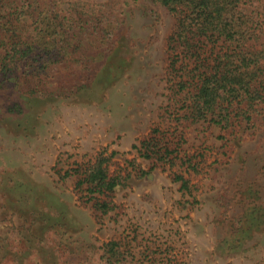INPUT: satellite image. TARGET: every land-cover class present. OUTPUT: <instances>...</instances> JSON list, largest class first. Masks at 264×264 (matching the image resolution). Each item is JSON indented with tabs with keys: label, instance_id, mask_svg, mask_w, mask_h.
I'll use <instances>...</instances> for the list:
<instances>
[{
	"label": "rangeland",
	"instance_id": "obj_1",
	"mask_svg": "<svg viewBox=\"0 0 264 264\" xmlns=\"http://www.w3.org/2000/svg\"><path fill=\"white\" fill-rule=\"evenodd\" d=\"M38 3L72 18L75 33L41 74L23 61L0 76V264H108L110 240L123 252L119 264H264V119L230 140L207 121L175 120L165 52L174 18L157 0ZM255 9L264 19V7ZM28 16L17 23L22 35L32 31ZM3 35L1 26L0 57ZM157 129L182 135L181 154L199 172L138 154L133 145ZM104 150L116 152L109 171L121 185L118 207L96 216L78 177L63 174Z\"/></svg>",
	"mask_w": 264,
	"mask_h": 264
},
{
	"label": "trees",
	"instance_id": "obj_2",
	"mask_svg": "<svg viewBox=\"0 0 264 264\" xmlns=\"http://www.w3.org/2000/svg\"><path fill=\"white\" fill-rule=\"evenodd\" d=\"M24 1L26 6L21 0H0V8L8 5L5 12L0 13V27L4 28L1 46L5 52L0 57L1 82L23 61L25 65L33 67V64L34 69L38 68L35 74H41L58 60L61 51L66 52L65 37L75 33L76 22L72 18L61 16L53 9L51 12L40 9L38 0ZM157 1L174 18L165 52L167 82L174 92L173 100L179 102L181 108V112L178 107L174 109L175 120L179 124L207 121L224 130L227 136L222 135V138L225 140L236 137L238 129L257 128L259 119H264V46L261 41L264 19L255 8L264 7V0ZM15 2H22L21 9ZM26 11L32 31L22 35L17 23L21 25ZM46 36L48 38L44 39ZM177 130V126L174 127L176 133ZM172 134L176 140L158 129L153 130L133 147L142 158L153 163L173 167L181 160L188 171L199 172L192 157L186 152L181 154L182 135ZM115 153L101 151L89 165L73 167L63 174V177H78L75 187L83 193L85 201L90 202L96 216L109 214L118 207L114 196L121 177L109 171V161ZM238 179L241 180L240 175ZM172 180L179 182L183 194L195 200L188 178L175 173ZM247 180L248 192L257 193L251 189L255 182ZM232 183L234 181L229 186ZM221 199L225 201V195ZM246 217L240 219L242 232ZM120 249L117 241L110 240L104 245L102 258L108 264H119L124 260Z\"/></svg>",
	"mask_w": 264,
	"mask_h": 264
}]
</instances>
